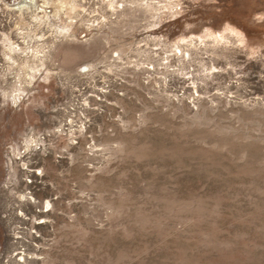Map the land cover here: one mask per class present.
I'll list each match as a JSON object with an SVG mask.
<instances>
[{
    "label": "rangeland",
    "instance_id": "1",
    "mask_svg": "<svg viewBox=\"0 0 264 264\" xmlns=\"http://www.w3.org/2000/svg\"><path fill=\"white\" fill-rule=\"evenodd\" d=\"M0 264H264V0H0Z\"/></svg>",
    "mask_w": 264,
    "mask_h": 264
},
{
    "label": "bare ground",
    "instance_id": "2",
    "mask_svg": "<svg viewBox=\"0 0 264 264\" xmlns=\"http://www.w3.org/2000/svg\"><path fill=\"white\" fill-rule=\"evenodd\" d=\"M44 2V1H43Z\"/></svg>",
    "mask_w": 264,
    "mask_h": 264
}]
</instances>
